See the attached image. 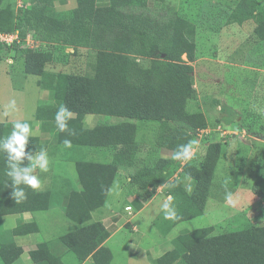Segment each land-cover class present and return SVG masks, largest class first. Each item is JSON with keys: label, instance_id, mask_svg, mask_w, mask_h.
Here are the masks:
<instances>
[{"label": "trees", "instance_id": "16d2710c", "mask_svg": "<svg viewBox=\"0 0 264 264\" xmlns=\"http://www.w3.org/2000/svg\"><path fill=\"white\" fill-rule=\"evenodd\" d=\"M5 0H0V6ZM109 8L103 14H112L105 22H95L92 11L74 7L62 11H50L54 0H27V5L0 8V32H17L19 38L27 31L36 35L45 45L63 44L73 47L96 48L91 75L49 73L43 87L51 93L52 102L38 106L35 119L54 129L55 145L88 146L112 150L109 162L76 161L75 170L81 185L74 191L65 212L78 228L59 236L57 241L72 252L78 260L91 255L95 264H111V252L100 243L108 236L101 222L87 221L91 212L101 207L119 168H131L129 183L139 188L167 186V195L174 202L173 224L197 217L204 212L210 186L221 154L220 141H210L199 165L184 163L183 172L191 178V194L177 179L167 180L178 167L173 154L180 145H189L192 134L204 127L202 113L185 112L186 96L168 91L166 79L169 73L188 75L191 65L173 60L182 38H192V23L176 17L164 24L151 20L140 8L151 5V0H107ZM255 0H239L232 10L230 21L243 22L253 16L258 23L255 33L264 37V17L254 13ZM172 26H169L171 25ZM169 28H171L169 30ZM33 32V33H32ZM161 54L165 58L159 59ZM138 57L150 59L147 67L138 62ZM53 60L51 50L26 48L24 72L28 75H44L45 67ZM63 105L74 114L67 121L68 130L61 132L55 120ZM233 121L236 112L222 107ZM87 114L116 116L126 120L117 124L97 123L87 127L83 123ZM129 120L157 122L166 125L171 121L182 123L175 130L165 149L166 157H158L151 163L141 156L143 144L137 141L138 126ZM25 122V121H23ZM14 122H0V140L12 132ZM30 125V124H29ZM46 145L36 136H30L26 151L32 154L44 150ZM14 163V162H13ZM26 166V158L24 165ZM7 156L0 151V216L25 211L45 210L51 204V193L32 189L21 184L26 198L16 202L12 197L11 179L6 175ZM172 185H175L174 187ZM36 230L34 223L21 224L12 229V234ZM213 228L200 227L178 234L174 245L153 260V264H264V224L250 225L240 230L211 234ZM21 252L12 241L0 245V257L10 264ZM35 263L61 264V259L51 251L50 242L38 244L30 251Z\"/></svg>", "mask_w": 264, "mask_h": 264}, {"label": "rangeland", "instance_id": "374dc122", "mask_svg": "<svg viewBox=\"0 0 264 264\" xmlns=\"http://www.w3.org/2000/svg\"><path fill=\"white\" fill-rule=\"evenodd\" d=\"M82 1L54 0L47 13L80 7ZM238 1L151 0L150 6L140 8L151 20L160 24L166 25L171 19L180 17L194 26L193 37L182 38L178 42L179 50H174L176 53L172 55L173 60L189 64L193 70L188 75L169 73L166 89L185 95V112L202 113L205 125L192 134L189 143L192 158L177 160L178 167L167 180L175 178L185 184L189 177L182 170L183 164L199 165L210 141H220L222 150L203 214L177 224H173L174 216L165 218L162 208L168 201L166 185L156 188L134 187L127 181L132 169L125 167L120 170L106 206L113 205L114 210L126 215L124 205L129 203L128 195L132 188L141 195L143 201L151 200L131 220L141 229L139 233L130 234L124 228L108 243L113 252V264H123L128 238L157 253L165 247L172 248L178 234L196 228L212 226L211 234H220L264 224V37L255 33L258 23L255 16L241 23L230 21ZM255 1L254 13L264 17V0ZM27 4V0H5L0 8L9 5L15 10L17 6ZM99 10L102 9L97 7L92 13L95 22H105L112 16L105 13L99 18ZM162 31L165 33L168 28L165 26ZM28 32L31 31H27L24 38L34 41L36 48L51 50L53 60L46 65L44 75H28L24 72V50L27 48L24 38L20 37L18 42L10 44L0 40V122L25 121L30 124L31 137H39L42 130L41 123L35 119L36 109L52 102L51 97L46 98V89L39 83L48 79L46 76L49 73L91 75L97 49L63 44L45 45L33 32ZM163 58L165 55L161 54L159 59ZM137 60L143 67L150 63V59L145 57H138ZM12 101H15L14 108L10 107ZM222 107L232 108L236 112L233 121H228L229 114ZM124 120L116 116L91 114L84 117L87 126L97 123L117 124ZM129 121L138 126L136 139L143 144L141 156L148 163L168 155L165 146L175 130L182 126L179 121H171L166 125ZM49 151L56 156L59 167L50 170L48 177L50 185L47 187L53 188L54 193L50 211L40 213L42 233L50 229L49 219H46L48 214L50 217L62 207V192L57 190L62 187L60 179L70 176L73 163L81 160H111L109 149L96 147L65 145ZM55 181L56 185H51ZM174 208V202L171 201L170 210L175 215ZM52 216L57 219L55 214ZM67 217L62 215L59 225L62 232L73 228L74 223ZM51 228L53 230L54 226ZM141 231L145 237L140 236Z\"/></svg>", "mask_w": 264, "mask_h": 264}, {"label": "crops", "instance_id": "0c3cea01", "mask_svg": "<svg viewBox=\"0 0 264 264\" xmlns=\"http://www.w3.org/2000/svg\"><path fill=\"white\" fill-rule=\"evenodd\" d=\"M60 2H65V0H60ZM107 2H108L107 0H83L82 1L83 4L78 8L82 9L83 10L82 12H86L88 10L94 12L95 8L99 7L102 9L99 10V15H101L102 13L105 12V9L109 8ZM45 89L46 91L44 95L46 96V98L49 99L51 97V93L49 89L47 88ZM73 117L74 114H72L71 118ZM83 123H84V119H83ZM84 125L87 126L85 123ZM40 127L42 132L41 135L37 137L41 139V141L46 145L44 150L46 151L49 159V166H48V171L43 172L39 169V166L37 165L36 169L34 170V174L37 175L40 181V187L37 189L42 191H49L51 193V201H52L54 189L49 186L47 187L48 184L50 185V180L48 177H50V170H52L53 168H58L59 164L56 159V156L50 153L49 149H57V147L61 148V146H65V145L54 144L52 138L54 132L53 128L45 125L43 128L42 124H40ZM87 127H92V126H87ZM102 149H109V148H102ZM110 153L112 154V150H110ZM36 154L37 153L32 154L33 157H35ZM29 163L30 162L26 159V166H28ZM51 165H53L54 167L53 166L51 167ZM73 165L74 166L71 167L70 176L62 177L60 179V185L62 187H59L57 192L58 191L62 192V199H61L62 207L57 212H54L57 219L52 216L54 214H50V217L48 214V218L46 219H49L48 224L50 225V229L47 232L42 233V223L40 221L42 214L40 213L42 211H46V213H48L50 211V206L45 210L25 211V212L12 213V214H6L0 216V245L5 241H12L16 246L21 248L20 254L10 264H45L44 260H42L41 263H35L30 257V251L36 249L38 244H41L43 242H50L51 251L56 256L60 257L61 264H95L91 255H88L83 260H78L72 252L68 251L64 245H62L57 241L59 236L83 225V224L81 225L75 224L69 217H67L65 212V209L69 201L72 199L71 196L73 195L74 191H79L81 189V185L77 179L75 163H73ZM121 169L123 168L118 169L117 176L115 177L109 189V193L112 189L114 182L117 180ZM127 181L129 182V177H127ZM51 185H56V181ZM169 196L170 195H167L166 199H168ZM128 197H129V203L124 205V211L127 212L126 215L121 214L116 210H114L113 205L106 206L105 203L108 199L107 196V199L104 202V204L98 209L92 211L91 218L89 221H87V223H91L95 221L101 222L104 229L108 232V236L100 243L99 247L103 246L110 250L111 264H113V252L112 249L108 246V243L115 235H117V233H119L124 228L127 229L130 232V234L131 233L134 234L136 232L139 233V230L141 229L137 224L131 223V220L134 218L135 215L141 213L147 207L148 201L151 200L148 199V201H143L141 195H139L138 192H135L134 188L130 190V194L128 195ZM133 209H135L134 212H132ZM62 215H65L70 221L74 223L73 228L70 229L69 231L62 232L60 230L59 225L61 224L62 221ZM25 223H34L36 225V230L32 232L14 234V235L11 233L12 229ZM52 226H54L53 230L51 228ZM140 236L145 237V234H143V232L141 231ZM167 250L169 249H166L165 247V249H160L158 250L157 253H153V251H151L150 248L143 247L141 243L132 242L128 238L127 245L125 246V253L123 252V264H153V260L161 256ZM0 264H4L1 257H0Z\"/></svg>", "mask_w": 264, "mask_h": 264}, {"label": "clouds", "instance_id": "9594fccd", "mask_svg": "<svg viewBox=\"0 0 264 264\" xmlns=\"http://www.w3.org/2000/svg\"><path fill=\"white\" fill-rule=\"evenodd\" d=\"M10 107H15V101L11 102ZM71 117L72 113L69 109L61 105L55 115L56 125L61 132L68 130L67 121ZM31 134V127L27 122L15 121L11 134L6 139L0 140V151L6 153L7 156L6 175L11 179V186L13 188L12 197L16 202H20L26 198L24 190L19 187L21 184L30 186L32 189L40 187V181L37 175L34 174L37 165L41 171H48L49 159L45 150L38 151L35 157H33L31 149L26 151ZM64 143L70 146V141L65 140ZM192 155L190 144L180 145L174 152L173 159L189 160L192 158ZM25 158L30 162L28 166H23ZM186 179L187 182L184 184V190L191 194L193 190L191 178ZM172 186L174 187L175 185ZM171 201L172 197L169 196L168 201L162 206L166 219H171L174 216V213L170 210Z\"/></svg>", "mask_w": 264, "mask_h": 264}, {"label": "built area", "instance_id": "2783aa9c", "mask_svg": "<svg viewBox=\"0 0 264 264\" xmlns=\"http://www.w3.org/2000/svg\"><path fill=\"white\" fill-rule=\"evenodd\" d=\"M0 40L10 44V43L15 42V41L18 42L19 41V36H18L17 32H13V33L0 32ZM24 42L26 44V47L34 48V44H33L34 41L33 42L32 41H27L24 38Z\"/></svg>", "mask_w": 264, "mask_h": 264}]
</instances>
